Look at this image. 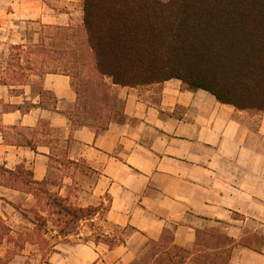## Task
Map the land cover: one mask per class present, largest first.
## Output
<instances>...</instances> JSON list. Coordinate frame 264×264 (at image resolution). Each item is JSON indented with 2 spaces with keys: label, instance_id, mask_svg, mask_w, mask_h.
Listing matches in <instances>:
<instances>
[{
  "label": "crops",
  "instance_id": "obj_1",
  "mask_svg": "<svg viewBox=\"0 0 264 264\" xmlns=\"http://www.w3.org/2000/svg\"><path fill=\"white\" fill-rule=\"evenodd\" d=\"M82 4L0 0V31L9 17L82 26ZM6 79L0 70V219L11 223L34 201L23 179L41 182L50 166L71 161L95 175L92 196L106 207L102 232L112 238L120 235L114 229L123 231L124 242L113 248L60 243L40 264H130L165 234L179 248L207 246L226 264H264V112L169 79L113 85L121 115L104 130L73 128L77 96L69 76Z\"/></svg>",
  "mask_w": 264,
  "mask_h": 264
},
{
  "label": "trees",
  "instance_id": "obj_2",
  "mask_svg": "<svg viewBox=\"0 0 264 264\" xmlns=\"http://www.w3.org/2000/svg\"><path fill=\"white\" fill-rule=\"evenodd\" d=\"M82 11L87 51L98 76L109 79L111 88L178 79L185 89L208 91L220 103L264 112V0H83ZM12 48L20 52L24 46ZM68 52L73 60L67 63L79 65L82 48L74 45ZM58 73L71 77L64 70ZM107 89L100 82L91 103L81 112L79 94L74 90L77 103L68 117L73 128L104 130L116 119L108 106ZM118 113L119 117L121 105ZM61 165L79 164L68 161ZM21 183L23 191L33 197L34 205L29 209L33 218L25 215L31 227L15 232V241L40 246L45 250L42 256L55 252L60 243L73 245L92 239L113 248L124 242L122 230L114 229L120 235L109 238L95 223L99 211L106 209L103 202L76 206L68 195L51 192L48 176L41 182L25 178ZM83 226L91 234L82 239L75 230ZM6 231L10 235V230ZM48 232H54L52 243L45 237ZM73 237L76 242L70 241ZM149 247L147 257L153 264L227 261L223 254L211 256L207 246L193 251L176 247L166 234ZM143 257L147 258L146 254L130 264H138ZM218 259L220 263H216Z\"/></svg>",
  "mask_w": 264,
  "mask_h": 264
},
{
  "label": "rangeland",
  "instance_id": "obj_3",
  "mask_svg": "<svg viewBox=\"0 0 264 264\" xmlns=\"http://www.w3.org/2000/svg\"><path fill=\"white\" fill-rule=\"evenodd\" d=\"M9 18L6 27L0 31V70L6 72V80L12 83L29 80L36 82L38 76H42L45 72H61L64 70L71 76L73 90L78 91L79 112H81L82 107L91 103L92 92L102 82L108 88V106L115 111L114 118L118 117L121 100L112 93L109 85L110 80L99 77L95 71L93 57L87 51L85 33L81 25L59 26L40 20L19 21L12 17ZM16 45H23V52L12 48ZM74 45L82 48V52L79 54L80 58H78L80 60L79 65L77 63H74L76 65L67 63L73 60V58H70L71 54L68 50ZM17 54H21L23 57L17 58ZM19 75L22 76V79L19 78ZM48 178L51 183L49 187L51 192H59L63 196L68 195L70 202L76 206H86L88 204L99 206V203L102 202L92 196L91 189L95 181V175L83 164L76 167L50 166ZM33 205L34 201L24 209L26 213L22 210L15 213L16 217L13 218L11 223L5 224V221L0 219V264H40L46 260L47 256H42L45 254V250L40 246L17 242L13 239L15 232H19L23 226L31 227L25 215L27 218H33L29 211ZM102 208H105V205ZM104 212L105 209L99 211V220L95 222L100 228L103 226L101 218ZM48 226L51 227L50 224ZM6 229L12 230L14 233L7 235ZM75 231L80 234L82 239L91 234L89 228L85 226ZM114 233L117 234L119 231H114ZM53 234L54 232L45 234L49 243L54 242L51 240ZM70 241L76 242L77 239L73 237ZM89 241H92V239ZM147 250L143 253L146 254V257L149 256L150 247ZM140 260L138 264L143 261L146 264H153V260L149 257H143Z\"/></svg>",
  "mask_w": 264,
  "mask_h": 264
}]
</instances>
